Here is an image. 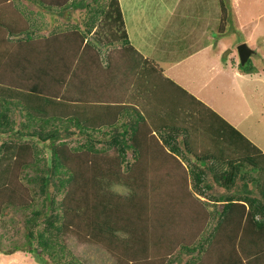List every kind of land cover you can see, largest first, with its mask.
I'll return each mask as SVG.
<instances>
[{
    "label": "trees",
    "instance_id": "16d2710c",
    "mask_svg": "<svg viewBox=\"0 0 264 264\" xmlns=\"http://www.w3.org/2000/svg\"><path fill=\"white\" fill-rule=\"evenodd\" d=\"M32 1L48 9L84 7V26L69 33L79 32L76 46L84 43L96 55L98 49L105 51V67L93 85L94 104L74 101L59 107L64 100L53 95L52 82L60 80L66 67L56 61L61 46L47 49L48 66L59 71L41 72L46 62L19 56L41 53L30 31L11 52L7 45L0 51V81L7 82L0 84V134L9 138L0 143V219L17 210L26 215L24 242L12 248L28 250L42 264H86L72 248L74 241L96 246L113 264H264V150L134 49L118 0ZM6 5L22 16L13 0H0V29L6 26L17 35L2 21L15 18L8 9L2 15ZM125 64L128 69L116 74ZM238 68L247 72L255 66L248 58ZM28 77L37 79L21 80ZM90 79L83 73L80 81L89 84ZM156 86H174V109L163 106L164 117L149 125L147 91ZM21 91L25 98L12 96ZM51 98L57 106L40 107ZM15 108L25 116L18 124L11 117ZM144 126L151 128V136L141 142L138 133ZM72 134L82 137L79 143H68ZM179 148L184 158L193 154L192 166L177 157ZM107 150L113 153L103 158L105 165L100 158ZM141 169L152 183L139 180L145 176ZM174 176L183 178L186 193L180 201L187 208L169 213V225L158 223L149 230L141 210H149L148 204L158 199L154 192L163 180L170 186L164 197L174 203ZM116 183L128 189L126 195L111 188Z\"/></svg>",
    "mask_w": 264,
    "mask_h": 264
},
{
    "label": "crops",
    "instance_id": "0c3cea01",
    "mask_svg": "<svg viewBox=\"0 0 264 264\" xmlns=\"http://www.w3.org/2000/svg\"><path fill=\"white\" fill-rule=\"evenodd\" d=\"M118 1L128 39L134 49L144 58L152 60L156 66L160 67L164 76L178 83L189 93L209 105L242 133L247 134L246 136L249 139L264 150V125L259 122L264 114V108L256 111L254 108L252 110L248 107H242L238 110L234 96L236 93L241 95L251 90H256L260 84L264 86V67L259 68L252 62L255 66L254 70L244 72L238 68L239 58L232 54L231 49L228 52L229 54L225 55V51L231 47L230 42L227 41L225 36L219 34L215 38L212 33V30L216 29L213 19L218 18L220 7L218 9L215 5L216 9L213 11L211 0ZM13 2H15V6L23 10L22 14H25V16L21 19L12 12L11 7L6 5L2 15L8 9L11 15H15V18L10 22L6 18H2V21L7 25L10 23L11 27L16 28L19 25L22 26L23 23L33 24V27H35L33 29L35 30L30 32L35 34L38 25L42 24L43 26L50 20L49 27L57 26L59 28L56 27V30H60L65 26L64 23L67 22V19L61 14H66L67 16L68 14L72 15L71 13L74 14V18L71 17L74 25L78 29L84 26V7H73L65 10L59 7L49 9L43 7L44 9H39L38 12L40 13H37V17L32 18L31 14H33V17L35 14L33 13L35 4L32 0H13ZM54 14H58V19H54L55 21H53ZM77 18L80 20L79 25L76 23ZM51 21H53L52 24ZM220 24L217 25V29ZM74 25L70 26L74 27ZM218 31L220 30L218 29ZM215 41L217 42L214 46ZM92 44L97 45L94 40ZM48 46L44 42L43 50L40 53L42 58H44L43 63H47L46 67L45 64L41 66V72L49 71V68H51V66H48L51 61V56L47 53ZM90 51L91 54L94 53L93 50ZM19 54L16 51V55L18 56ZM40 54L38 55L40 56ZM19 56H27V62H35L33 58H36L26 52ZM95 56L96 54L94 53L93 56L89 55L88 57L92 59ZM12 58L15 59L14 56H11ZM92 61L95 62L96 58L92 59ZM51 69L59 71V69L53 67ZM76 69L77 71L79 70L78 76L80 78L83 73L89 75L91 78L89 88L92 92L93 85L97 86L98 70L95 72L93 69L88 74V72H84L80 65L79 69L77 67ZM78 76L76 80L80 82ZM216 77H219L217 81H215ZM159 87L156 86L154 92L153 90H146L151 100L149 103H145V110L151 111L150 119L147 116L149 125L158 123L164 117L161 112L163 106L164 109L170 111L174 109V86ZM206 87H212L215 91L221 92L223 102L216 104L215 100L206 94ZM253 103L255 102L253 101L251 104ZM257 103L256 107L264 105V102ZM181 150L179 148L175 154L183 157L184 152ZM184 156L185 158H183L186 159L188 167L192 166L193 154ZM198 166L201 167L202 163H199Z\"/></svg>",
    "mask_w": 264,
    "mask_h": 264
},
{
    "label": "rangeland",
    "instance_id": "374dc122",
    "mask_svg": "<svg viewBox=\"0 0 264 264\" xmlns=\"http://www.w3.org/2000/svg\"><path fill=\"white\" fill-rule=\"evenodd\" d=\"M211 2H212L213 11L214 9H216V6L218 7V9L220 7L218 18L215 20L213 19V24H216V29L212 30L213 36L217 38L219 34H221L222 36L226 37L227 41H229L231 45V47L225 51V55L229 54L228 52L231 49L232 54L238 58V53L236 48L237 44L242 41H245L254 50L249 56L250 61L254 62V64L257 65L259 68L264 67V0H211ZM33 3L35 4V8L33 9V13L35 14L34 17L33 14H31V16L32 18H36L37 13H40L38 12L39 9H44V8L35 2ZM13 5H15V2H13ZM53 7L50 6V8ZM17 9L19 8L17 7ZM62 9L65 10L67 8L64 7ZM19 11L22 14L23 10L21 8ZM71 14L72 15L68 14L67 16L66 14H61V16L67 19V22L64 23L65 24V26L63 27L64 30L63 28H61L60 30H56L57 26L49 27V23H50L49 20L43 26L42 24L38 25L36 33L35 34L32 33V37L33 40L37 41L38 43L37 45L38 50L36 51L41 52L43 50L44 42H46V44L49 46L51 45L61 46L60 49L62 55H60L56 59V61L61 66H66V67H63L61 71L62 76H60V80H57V82L56 81L52 82L53 88H56V92L53 95L59 94L60 99L64 100V102H62V105H60L59 107H66L71 102L74 101H79V102L84 101L85 103H89L88 105L90 107V103H93L91 99H94L96 96L91 93V89L89 88L88 83L84 82V80L80 82L76 80L77 79L76 77L78 76V72H79V70L77 71L76 67L79 69V65H80L84 69V72H88V74L91 73L93 69L95 70V72L99 69L104 71L105 59L103 53L105 51L99 49L98 55L94 57L96 58V61L93 62L94 60L92 61V59L94 58L91 59L88 56L89 55L93 56L94 53L91 54V51H89L88 48L84 49L83 48L84 43L79 44V46H76L78 44V41L80 40V35L79 32H76L73 35L69 33L72 30V29L69 30L70 28H72V26L70 25H74L73 19H71V17L74 18V14L73 13ZM24 16L25 14L24 15L22 14L20 18H23ZM54 19L55 20L58 19V14L53 15V21H55ZM53 21H51V24ZM76 23L77 25H79L80 23V20L78 18L76 19ZM8 24L11 27V24L10 23ZM218 24H220L218 27L220 31H218L217 29ZM74 27L77 28L76 25H74ZM2 28H4V30L2 31L0 29V51L3 50L7 45L9 47L10 52L11 49L17 45V39H22L26 31L35 30L33 29L35 28L33 27V24H28V23H23L22 26L19 25L15 28V30L18 32L17 35H12L9 32V30L6 29L7 28L6 26L4 27L2 26ZM79 30H81V28H79ZM87 37L88 40L91 39L90 34ZM216 42L217 41H215L214 46L216 45ZM52 54L54 56H57L56 52H53ZM117 54L120 53L113 52V55H117ZM97 57H101L100 60L101 62L98 63ZM33 59L36 63L44 62V58H42V54H40L39 58L36 57ZM120 64L121 63H118L116 67H119ZM127 69H128V65L125 64L122 69L120 68V70L116 72V74L117 73L119 74L122 71H126ZM32 71H34L35 74L34 76H40L39 71H35V69H32ZM30 75H32L31 72ZM36 79L37 78L29 79L28 77L21 80H23L24 82L27 81L29 83H32ZM80 79H82V77ZM218 79L219 77H216L215 81H217ZM6 83L7 82L0 81L1 85H5ZM13 84H15V81L13 82ZM92 89L97 90L95 87L94 88L92 87ZM206 94L211 96V98L215 100L216 104L223 102L222 93L219 91H215L212 87L211 88L206 87ZM14 95H21L25 98L24 96L25 93L23 91L15 94L12 93V96ZM234 96L236 98L238 110H240L242 107H248L252 110L254 108V110L256 111H260L261 110L260 108H264V105L262 107L255 106L256 104H258L257 102L259 103L264 102V86L262 84L258 85L256 90L253 91L251 90L250 92H246L241 95H237L236 93V95ZM53 98H56V96ZM53 98H51V101L43 100V102H41L40 107L46 109V108H53V106H57V102ZM253 101L255 103L251 104ZM64 104L66 106H63ZM11 117L13 121L16 122L17 124L20 120L25 119V116H23L17 108L13 109ZM259 122L260 124L264 125V114ZM150 131L151 128L149 126H144L143 128H141L140 132L138 133L139 141L141 142L147 141L146 139L150 138L151 136L149 133ZM6 139H9L7 134L4 135L0 134V143ZM68 139H69L68 140L69 144H77L79 143L80 139H82V137L80 138L78 135L72 134ZM97 145H99V143ZM38 146L40 148V145ZM42 150L43 153H46V148L44 146L42 147ZM153 152L154 155L156 156L157 153L155 151ZM112 153L113 150L104 151L102 154L103 156L100 158V162L106 165L107 161L106 159L103 158L109 156ZM145 153L148 155L151 153V151L145 150ZM177 157L182 160L183 165L188 167V163L186 159H184L181 156H177ZM43 159H46V155L43 157ZM193 161H195V159H193ZM187 167L185 169H187ZM175 168L178 169L181 173L185 172L181 166ZM141 170L144 171L143 173H145V176L141 177L139 180L143 182L152 183L151 178H148V175H146L148 174V172H146L143 169ZM175 177H177L178 179L174 181L173 204L169 202L167 198L164 197L167 196L165 193V191H167L166 188L170 186H166L163 180L160 181L159 183L160 185H158V187L156 188L157 191L154 192L155 196H157L158 199L153 200L151 204H148V207L149 208L151 207L149 210L147 211L141 210L143 212L142 214L145 217H147L149 222V224L146 226L147 229L155 230V227L157 226L158 223H161L164 226L169 225L167 221L168 215H170L172 212H181L182 210L187 208L186 206L182 205V202L180 201L183 200L184 195L186 193V190L184 189L183 178H181L182 176H174V178ZM111 188L122 195H126L128 192V189L121 183L113 184ZM216 188L220 189L219 187ZM50 189H53L52 186H50ZM194 195L200 199H206L205 195L199 193H195ZM59 197L60 194H58V198ZM210 207H212V205H210ZM25 217L26 215L24 214V212L20 210L11 211L8 213V215L1 217L0 231L2 233V237L0 238V245L3 247V251H0V264H42L40 261L36 260L34 255L28 250H23V249L14 250L12 248L13 244L15 243L22 244L24 242V237H25L24 230L26 227V222L24 221ZM71 246L76 252H79L81 259L86 264H113L114 262L108 256V254L102 252L94 245H88L87 243L85 244L77 243L74 241L72 242Z\"/></svg>",
    "mask_w": 264,
    "mask_h": 264
},
{
    "label": "water",
    "instance_id": "95a60500",
    "mask_svg": "<svg viewBox=\"0 0 264 264\" xmlns=\"http://www.w3.org/2000/svg\"><path fill=\"white\" fill-rule=\"evenodd\" d=\"M237 53L240 63H245L250 54L254 51L245 41L237 44Z\"/></svg>",
    "mask_w": 264,
    "mask_h": 264
},
{
    "label": "clouds",
    "instance_id": "9594fccd",
    "mask_svg": "<svg viewBox=\"0 0 264 264\" xmlns=\"http://www.w3.org/2000/svg\"><path fill=\"white\" fill-rule=\"evenodd\" d=\"M251 55V54H250ZM249 58V57H248Z\"/></svg>",
    "mask_w": 264,
    "mask_h": 264
}]
</instances>
